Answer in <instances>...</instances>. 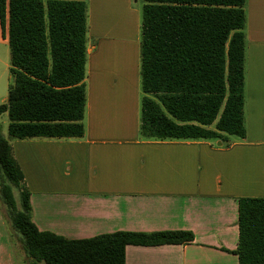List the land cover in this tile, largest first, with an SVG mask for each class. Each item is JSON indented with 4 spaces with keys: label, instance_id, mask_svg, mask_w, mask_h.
Masks as SVG:
<instances>
[{
    "label": "crops",
    "instance_id": "obj_1",
    "mask_svg": "<svg viewBox=\"0 0 264 264\" xmlns=\"http://www.w3.org/2000/svg\"><path fill=\"white\" fill-rule=\"evenodd\" d=\"M86 1L85 134L9 139L34 222L71 239L191 230V243L128 245L126 264H239V199L264 197V0L245 3L247 134L224 141L141 135V6ZM3 226L0 264H15Z\"/></svg>",
    "mask_w": 264,
    "mask_h": 264
},
{
    "label": "trees",
    "instance_id": "obj_2",
    "mask_svg": "<svg viewBox=\"0 0 264 264\" xmlns=\"http://www.w3.org/2000/svg\"><path fill=\"white\" fill-rule=\"evenodd\" d=\"M140 133L153 139L244 138L246 0H143ZM13 82L0 115L11 138L85 134L88 3L0 0ZM18 193L19 198H17ZM0 200L30 264H126L128 245L186 244L191 230L71 239L40 230L31 192L0 125ZM239 264H264V197L239 199Z\"/></svg>",
    "mask_w": 264,
    "mask_h": 264
},
{
    "label": "rangeland",
    "instance_id": "obj_3",
    "mask_svg": "<svg viewBox=\"0 0 264 264\" xmlns=\"http://www.w3.org/2000/svg\"><path fill=\"white\" fill-rule=\"evenodd\" d=\"M143 3H144L143 0H133V4L138 7L141 6V9L143 7ZM0 31H1V25H0ZM10 58H11V54H10L9 44L8 42L2 39L0 34V104L7 101L9 87L13 82V76L10 70L11 68ZM9 122L10 120L7 113H3L0 115V125L4 136L7 139L13 140L16 138H11L9 136V132H8ZM16 196L17 198H19L18 193H16ZM5 213H6L5 206L0 200V214L4 221V226L2 230L5 232V234H7L9 241L13 243L15 254L17 255V257L15 256L17 259V261H15V264H30L28 257L19 240V237L12 230L11 222L10 220H8Z\"/></svg>",
    "mask_w": 264,
    "mask_h": 264
}]
</instances>
